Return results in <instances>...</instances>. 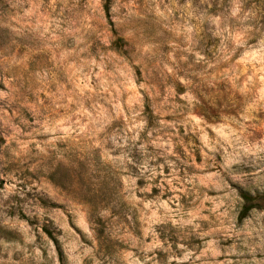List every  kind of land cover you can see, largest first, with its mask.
<instances>
[{"label":"clouds","instance_id":"9594fccd","mask_svg":"<svg viewBox=\"0 0 264 264\" xmlns=\"http://www.w3.org/2000/svg\"><path fill=\"white\" fill-rule=\"evenodd\" d=\"M0 264H264V0H0Z\"/></svg>","mask_w":264,"mask_h":264}]
</instances>
